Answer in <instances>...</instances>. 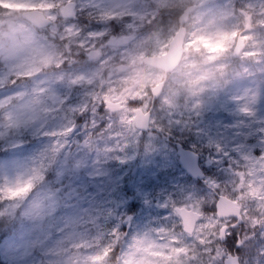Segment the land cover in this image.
I'll return each instance as SVG.
<instances>
[{"label":"clouds","instance_id":"1","mask_svg":"<svg viewBox=\"0 0 264 264\" xmlns=\"http://www.w3.org/2000/svg\"><path fill=\"white\" fill-rule=\"evenodd\" d=\"M223 102L264 116V4L0 0V264H264V179H254L264 166L237 189L223 143L202 148L222 171L190 196L201 216L186 251L156 255L147 240L118 248L113 232L97 242L56 231L58 170L67 179L86 170L76 159L108 167L173 137L196 142L200 115ZM34 138L40 151L29 158L21 145Z\"/></svg>","mask_w":264,"mask_h":264},{"label":"rangeland","instance_id":"2","mask_svg":"<svg viewBox=\"0 0 264 264\" xmlns=\"http://www.w3.org/2000/svg\"><path fill=\"white\" fill-rule=\"evenodd\" d=\"M260 5L264 0H249ZM257 105L260 98L257 97ZM261 107L256 109L261 111ZM264 116L255 120L241 117L227 102L206 109L196 121L193 130L194 140L182 142L185 138L173 137V142L180 141L200 155V162L205 176L192 178L182 168L173 143H164L158 149L145 146L130 156L107 162L110 166H101L95 158L84 162L76 159L73 163L84 168L82 173L69 175L65 179L64 171L58 170L55 179V191L62 193V201L56 209V219L60 224L57 232L68 228L79 232L97 242L116 230L119 235L117 247H126L133 237L142 236L151 228L167 223L168 201L185 199L199 195V186H206L215 180L222 169L221 161L214 158L203 147H212L223 143L229 153L239 154L245 149L260 152L259 145L264 144L261 122ZM203 140L206 143L200 144ZM39 140L26 141L21 148L26 157H32L40 151ZM8 151L0 148V152ZM234 156H230L233 159ZM67 159V157H66ZM8 158L0 154V165ZM215 161V162H214ZM14 211V210H13Z\"/></svg>","mask_w":264,"mask_h":264},{"label":"snow or ice","instance_id":"3","mask_svg":"<svg viewBox=\"0 0 264 264\" xmlns=\"http://www.w3.org/2000/svg\"><path fill=\"white\" fill-rule=\"evenodd\" d=\"M251 7V5H249ZM264 132V129H262ZM239 153V158H233L229 160L232 167V173L234 176L238 177V183L235 185L237 189L243 187L244 177L251 175L255 168L264 166V149L259 153L252 155L251 153L241 152L237 149ZM233 156V153H228V157ZM255 180L260 181L264 178L259 176L254 177ZM212 187H215V183L208 181ZM249 184H253V180L248 181ZM249 194H254L252 189H248ZM164 207L169 208V216L166 217L167 223L158 225L151 228L148 232L144 233L142 236L133 237L129 243V247H137L144 240L149 241L147 248L151 249L153 247L161 249L160 252L155 253L156 255H167L168 253L163 251L164 249L177 250H187L182 247L183 238L192 230V223L198 217L201 216L199 211V203L193 201L189 196L186 202L168 201ZM233 235V243L236 242L235 233ZM119 243V235L116 230H113V239L110 241V245H115ZM237 250H239L237 248Z\"/></svg>","mask_w":264,"mask_h":264},{"label":"water","instance_id":"4","mask_svg":"<svg viewBox=\"0 0 264 264\" xmlns=\"http://www.w3.org/2000/svg\"><path fill=\"white\" fill-rule=\"evenodd\" d=\"M178 157L180 159L181 164L187 171L194 177H199L203 175L200 167H197V156L191 150H186L180 147L177 150Z\"/></svg>","mask_w":264,"mask_h":264}]
</instances>
